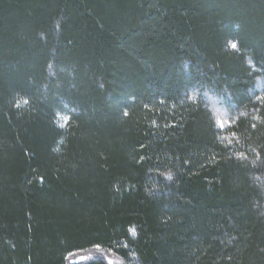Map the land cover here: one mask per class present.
I'll use <instances>...</instances> for the list:
<instances>
[{
  "label": "trees",
  "instance_id": "trees-1",
  "mask_svg": "<svg viewBox=\"0 0 264 264\" xmlns=\"http://www.w3.org/2000/svg\"><path fill=\"white\" fill-rule=\"evenodd\" d=\"M98 246L264 264V0H0V264Z\"/></svg>",
  "mask_w": 264,
  "mask_h": 264
},
{
  "label": "rangeland",
  "instance_id": "rangeland-1",
  "mask_svg": "<svg viewBox=\"0 0 264 264\" xmlns=\"http://www.w3.org/2000/svg\"><path fill=\"white\" fill-rule=\"evenodd\" d=\"M97 257L104 258L108 262V264L109 262H113V264H128L125 263V261L120 257H117L113 252L107 251L100 247H94L83 251L75 252L69 256L68 261L69 263H81L91 259H95Z\"/></svg>",
  "mask_w": 264,
  "mask_h": 264
},
{
  "label": "snow or ice",
  "instance_id": "snow-or-ice-1",
  "mask_svg": "<svg viewBox=\"0 0 264 264\" xmlns=\"http://www.w3.org/2000/svg\"><path fill=\"white\" fill-rule=\"evenodd\" d=\"M232 47L235 48L236 47V44H232ZM109 264H113V262H109Z\"/></svg>",
  "mask_w": 264,
  "mask_h": 264
}]
</instances>
